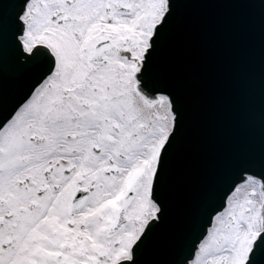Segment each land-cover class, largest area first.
Masks as SVG:
<instances>
[{
  "label": "snow or ice",
  "instance_id": "1",
  "mask_svg": "<svg viewBox=\"0 0 264 264\" xmlns=\"http://www.w3.org/2000/svg\"><path fill=\"white\" fill-rule=\"evenodd\" d=\"M0 264H264V0H0Z\"/></svg>",
  "mask_w": 264,
  "mask_h": 264
}]
</instances>
